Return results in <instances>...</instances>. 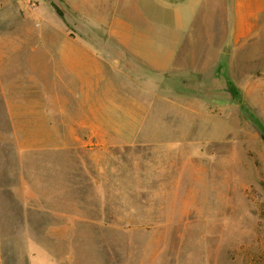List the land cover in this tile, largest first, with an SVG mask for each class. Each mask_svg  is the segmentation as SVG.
Masks as SVG:
<instances>
[{"label":"rangeland","instance_id":"1","mask_svg":"<svg viewBox=\"0 0 264 264\" xmlns=\"http://www.w3.org/2000/svg\"><path fill=\"white\" fill-rule=\"evenodd\" d=\"M249 55L100 146L21 148L0 86V264H264V32Z\"/></svg>","mask_w":264,"mask_h":264},{"label":"crops","instance_id":"2","mask_svg":"<svg viewBox=\"0 0 264 264\" xmlns=\"http://www.w3.org/2000/svg\"><path fill=\"white\" fill-rule=\"evenodd\" d=\"M40 1L0 0V86L23 149L139 140L179 92L197 104L219 89L264 32V0H63L83 18L68 22Z\"/></svg>","mask_w":264,"mask_h":264},{"label":"trees","instance_id":"3","mask_svg":"<svg viewBox=\"0 0 264 264\" xmlns=\"http://www.w3.org/2000/svg\"><path fill=\"white\" fill-rule=\"evenodd\" d=\"M50 1H56V0H50ZM53 5H54V8L57 11L58 15L62 18H65L66 14H67V10L64 6V2L62 0H58Z\"/></svg>","mask_w":264,"mask_h":264}]
</instances>
